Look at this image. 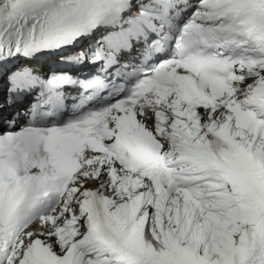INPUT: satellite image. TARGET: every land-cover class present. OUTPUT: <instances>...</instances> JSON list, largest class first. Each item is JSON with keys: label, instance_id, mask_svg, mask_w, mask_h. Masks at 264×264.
Segmentation results:
<instances>
[{"label": "snow or ice", "instance_id": "6c2138e0", "mask_svg": "<svg viewBox=\"0 0 264 264\" xmlns=\"http://www.w3.org/2000/svg\"><path fill=\"white\" fill-rule=\"evenodd\" d=\"M0 264H264V0H0Z\"/></svg>", "mask_w": 264, "mask_h": 264}]
</instances>
